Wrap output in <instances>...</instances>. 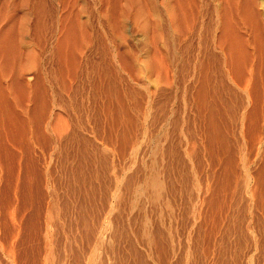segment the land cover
<instances>
[{
	"label": "rangeland",
	"instance_id": "obj_1",
	"mask_svg": "<svg viewBox=\"0 0 264 264\" xmlns=\"http://www.w3.org/2000/svg\"><path fill=\"white\" fill-rule=\"evenodd\" d=\"M21 1L0 0V264H264V7L233 12L248 51L236 67L221 23L214 57L196 48L215 28L207 8L93 23L105 45L64 46L17 35Z\"/></svg>",
	"mask_w": 264,
	"mask_h": 264
},
{
	"label": "bare ground",
	"instance_id": "obj_2",
	"mask_svg": "<svg viewBox=\"0 0 264 264\" xmlns=\"http://www.w3.org/2000/svg\"><path fill=\"white\" fill-rule=\"evenodd\" d=\"M24 3L23 5L25 4L26 5V11L20 16V25H19V31H18V36L21 37V38H25V37H28V36H36V37H46V36H55V37H60L59 40L61 39V41L63 40V42L65 40V42L68 43V39H73V40H78L81 39L83 41V39L85 40H88L92 39V36H97V40L100 41V38L102 33L99 34V33H96L93 35V30H92V25L93 23H96L98 25H101L102 27V24H105L106 22H110V21H114L118 24H125L129 21L131 22H136V21H139V20H142L143 18L146 17V9H157V8H160V9H163L164 10V16L166 17L167 21H172V23L174 22L173 20L175 18V12H174V9L175 8H192V9H195L197 10L198 12H195L197 14V18L200 19V20H203V16L201 14V10H203L202 8H207L208 10H213V11H216L214 12L216 14V19H215V28L213 27V23L211 24L212 22V18L214 17V14L211 16H209V20H211L210 24L213 25L212 28H214L213 30V33L211 31H209V33L203 35V36H206V38H203L201 41H199L198 43H196V48L198 49V51H206L208 56H213V52H210L209 50V45L213 43L214 41V35L216 33V31L218 30V24L221 23V29H220V42L222 41V43H225L227 44V50H228V53L227 55L230 57H233L234 58V61L237 60V63H234L233 64L236 66V67H244V63L242 62L243 60H241L243 57V54H244V51H247V49H245V43L243 41V39L241 38L243 36L244 38V35L242 34L241 36L240 35H237L236 32L237 30L234 29L236 27L235 25V18H234V10H238L240 8H242L243 6H245V10L247 12V14H249L250 12L247 11V7L249 6V8H251L250 11L253 10L254 7L256 6H262L264 7V0H89L90 2L88 3V0H22ZM21 1V2H22ZM103 3L106 4V9L104 7L105 10L102 9V6H103ZM22 4V3H21ZM92 4V6L90 5ZM24 5V6H25ZM99 8H98V6ZM24 8V7H23ZM24 8V9H25ZM92 8V9H91ZM221 11L223 10V13L222 15L218 14V10ZM23 10V9H22ZM103 10V12L101 11ZM255 10V9H254ZM149 11V10H148ZM151 12L153 10H150ZM201 11V12H200ZM150 12V13H151ZM156 12V11H155ZM249 12V13H248ZM16 13V12H15ZM242 13V12H241ZM255 14V12H253ZM251 13V14H253ZM153 14V13H152ZM243 15H245V12L242 13ZM246 14V15H247ZM253 14V15H254ZM257 14V12H256ZM238 15V14H237ZM148 16V14H147ZM187 16V15H186ZM190 16V15H189ZM188 18L187 19H191L190 23H188L187 25V33L190 34V36H193V30H194V20L192 18ZM195 16V15H194ZM249 16V15H248ZM257 16V15H256ZM256 16L252 17V18H255ZM155 18H159V14L158 12H156V15L154 16ZM177 17V16H176ZM205 17V16H204ZM241 17V16H240ZM239 17V19H240ZM245 17V16H244ZM196 18V19H197ZM207 18V17H206ZM197 19V20H198ZM186 20V19H184ZM196 20V22H197ZM238 20V19H236ZM235 20V21H236ZM241 20V19H240ZM246 20V18H245ZM255 20V19H254ZM18 21V20H17ZM146 21V20H144ZM239 21V20H238ZM248 22V20H246ZM250 21V20H249ZM1 22V21H0ZM104 22V23H103ZM143 22V21H142ZM189 22V21H188ZM201 22V21H200ZM257 22H261L259 20H257ZM31 23H33V25H31ZM195 23V22H194ZM208 23V22H207ZM255 24L256 23V20L254 21ZM197 24V23H196ZM210 24L208 26H210ZM247 24V23H246ZM54 25V26H52ZM186 25V24H185ZM205 25V20H204V24ZM32 26V27H31ZM52 26V27H55V29H53L54 31L53 32H50L49 31V27ZM197 26H200L197 25ZM196 26V27H197ZM201 27H203L201 25ZM200 27V28H201ZM100 28V27H99ZM104 28V27H103ZM210 28V27H209ZM202 29V28H201ZM200 29V30H201ZM208 29V27H207ZM206 29V31H207ZM248 29V28H247ZM198 29V31H200ZM204 30V28H203ZM236 30V31H235ZM49 31V33H48ZM97 31V30H96ZM185 31V29H184ZM197 31V30H195ZM194 31V32H195ZM13 32V31H12ZM104 32V31H103ZM204 32V31H203ZM202 32V33H203ZM15 33V32H14ZM205 33V32H204ZM5 35L8 34V33H4ZM13 34V33H12ZM11 34V35H12ZM197 35V32L195 33ZM213 35L211 36L212 38V42H211V39H208L210 38L209 35ZM10 35V34H8ZM199 35H200V32H199ZM217 35V34H216ZM215 35V36H216ZM4 36V35H3ZM7 36V35H6ZM5 36V37H6ZM13 36V35H12ZM104 36V35H103ZM201 36V35H200ZM200 36H196L197 37V40L201 39ZM219 36V35H218ZM218 36H216L218 38ZM189 37V36H188ZM196 37L194 36L195 40H196ZM199 37V39H198ZM208 37V38H207ZM93 38V39H94ZM2 39V38H1ZM104 39V37L102 38ZM188 39V38H187ZM192 39V37H191ZM189 39L188 42L185 44V46L183 47V53L184 55L186 56V58H190L192 52H193V41ZM42 40V39H41ZM217 40V39H216ZM92 41V40H91ZM103 41V40H102ZM105 41V40H104ZM218 41V40H217ZM216 41V43H217ZM60 43V41H58ZM63 42L60 43V46L57 47V56L60 57V58H63V51H64V46H65V42H64V46H63ZM72 43V41H70ZM74 42V41H73ZM85 42V41H84ZM89 42V40L85 43L87 44ZM96 42V41H95ZM71 43H69L71 45ZM79 42L73 44V45H78ZM101 43V41H100ZM260 43V42H259ZM99 44V43H98ZM101 44H104V43H101ZM76 45V46H77ZM84 45V44H83ZM100 45V44H99ZM105 45V44H104ZM259 45V44H258ZM69 46V45H68ZM102 46V45H101ZM213 46V45H212ZM70 47V46H69ZM68 47V48H69ZM89 47V46H87ZM106 47V46H105ZM259 47V46H258ZM4 48V47H3ZM73 48V46H72ZM103 48V46H102ZM107 48V47H106ZM247 48V46H246ZM6 49V48H5ZM70 49V48H69ZM108 49V48H107ZM197 49L195 51H197ZM245 49V50H244ZM83 50V49H82ZM106 50V49H105ZM249 50V49H248ZM71 51V50H70ZM219 51V50H218ZM226 51V48L225 50ZM7 52V51H6ZM248 52V51H247ZM246 52V53H247ZM250 52V51H249ZM1 53V52H0ZM199 53V52H197ZM203 53V52H202ZM205 53V52H204ZM215 53V52H214ZM245 53V54H246ZM248 54V53H247ZM249 55V54H248ZM247 55V56H248ZM25 56V55H24ZM188 56V57H187ZM71 57V56H70ZM217 57V55H216ZM249 57V56H248ZM188 58V59H189ZM211 58V57H210ZM28 61H26V67L28 66L27 63H33V55H32V52L29 50H27V53H26V58ZM213 59V58H211ZM222 59V57H221ZM63 60V59H61ZM68 60V59H67ZM198 61V60H197ZM213 61V60H212ZM245 61V60H244ZM226 62V61H225ZM230 62V61H229ZM23 63V62H22ZM68 63V62H67ZM217 65H218V62H216ZM76 64V63H75ZM200 64V63H198ZM213 64V63H212ZM233 64H230L231 67H233L234 65ZM61 65V64H60ZM187 65V64H186ZM197 65V64H196ZM221 65V64H220ZM225 65V64H224ZM32 66V65H31ZM198 66V65H197ZM202 66V65H201ZM223 66V65H222ZM250 66V65H249ZM255 66V64H254ZM25 67V69H26ZM28 68V67H27ZM187 68H188V65H187ZM204 68V67H203ZM1 69V68H0ZM236 69V68H235ZM244 69V68H243ZM22 70H24V67L22 68ZM232 70V69H231ZM229 71V70H228ZM240 71V70H239ZM238 71V72H239ZM242 72V70H241ZM19 73V72H18ZM238 74V73H237ZM2 76V75H1ZM39 77V76H38ZM107 77V76H106ZM3 78V77H2ZM40 79V77H39ZM42 79V78H41ZM40 79V80H41ZM38 80L36 81L37 82V87H35V96L37 95L36 92H38L39 90V97L43 98L44 99V96L45 94V90L44 88H42L43 86H41V84L38 85V83H40L41 81ZM22 82V81H21ZM23 86L26 85L24 83H22ZM0 85H1V81H0ZM4 84H2L3 86ZM21 85V84H20ZM34 85V84H33ZM40 86V87H39ZM4 87V86H3ZM2 87V88H3ZM0 88V89H2ZM10 87H8L9 89ZM24 88V87H23ZM26 88V87H25ZM24 88V89H25ZM39 90H37V89ZM23 89V93L24 91H26V89L24 90ZM3 90V89H2ZM20 92L22 91L21 90V87L19 88ZM11 91V89H10ZM27 92V91H26ZM4 93L5 91H0V97H2L1 100L3 99H7V98H4ZM23 93H20V94H23ZM28 93V92H27ZM12 95V94H11ZM10 95V97H11ZM47 96V95H46ZM22 97V96H21ZM38 97V95H37ZM38 97V98H39ZM13 99H16L14 97H12ZM23 98V97H22ZM46 98V97H45ZM18 100V99H17ZM38 100V99H37ZM47 100V99H46ZM5 101V100H4ZM2 102L3 104L6 103V100L5 102ZM10 101V100H9ZM45 101V100H44ZM1 103V101H0ZM1 103V104H2ZM2 104V105H3ZM2 105H1V109H2ZM9 105H11V103H9ZM35 107H33V110H32V114L34 115L33 118H35V112L38 111L39 113V116L40 117L41 115L43 116L46 112V105L45 103H43V100L42 101H38V102H35ZM5 106V105H4ZM7 106V105H6ZM12 108L13 105L11 106ZM8 108V107H6ZM5 107L3 109H6ZM2 109V110H3ZM11 109V108H10ZM9 110V109H7ZM212 110V109H211ZM6 111V110H5ZM13 111V110H12ZM11 111V112H12ZM4 112V110H3ZM37 113V112H36ZM222 113V112H221ZM15 114V113H14ZM22 111H20V114H18V117H16L15 115V121L13 120V123H17L18 126H20L19 128L20 129H24L27 125H28V121L27 119H25L22 115ZM1 115V114H0ZM4 115V114H3ZM2 115V117H3ZM12 116V115H11ZM45 116V115H44ZM5 117V116H4ZM3 117V118H4ZM32 117V116H31ZM46 117V116H45ZM12 118V117H10ZM37 118V117H36ZM1 119V118H0ZM41 119V117L39 118ZM37 119V120H39ZM4 120V119H3ZM6 120V119H5ZM1 122V121H0ZM4 124V122H2ZM11 123H12V119H11ZM40 123V122H39ZM41 124V123H40ZM6 125V124H5ZM15 124H10L9 125V129H8V133L10 134L11 136V131H12V127L14 126ZM39 125V124H38ZM42 125V124H41ZM41 125H39L38 129L39 131L41 130L40 127ZM4 126V125H3ZM18 126L16 125V127L18 128ZM28 127V126H27ZM64 127V126H63ZM0 128H2V126H0ZM15 128V127H14ZM15 129V131L18 129ZM2 132L4 133V136L5 134H8L7 132L5 133L3 129H1ZM65 130V129H64ZM21 132V131H20ZM42 132V130H41ZM8 134V135H9ZM16 134V132H15ZM14 134V135H15ZM17 135V134H16ZM23 135V134H22ZM7 136V135H6ZM17 137V136H16ZM14 142V141H13ZM24 145V144H23ZM83 155V154H82ZM82 158V157H81ZM154 176V175H153ZM157 177V176H156ZM154 179V178H153ZM151 180V178L149 179ZM157 180V179H156ZM156 180H153V183L155 184V186L153 185L152 181H148L147 183L150 182V184L152 185V187L154 186L155 188H158L156 187ZM158 182V181H157ZM146 183V184H147ZM159 184V182H158ZM148 185V184H147ZM150 185V186H151ZM119 199V198H118ZM158 229V228H157ZM95 253V251H94Z\"/></svg>",
	"mask_w": 264,
	"mask_h": 264
}]
</instances>
